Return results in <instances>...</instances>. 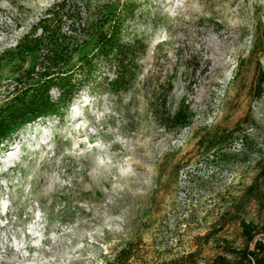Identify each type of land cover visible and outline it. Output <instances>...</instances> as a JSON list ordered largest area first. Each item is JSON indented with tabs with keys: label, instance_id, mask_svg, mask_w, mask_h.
Masks as SVG:
<instances>
[{
	"label": "rangeland",
	"instance_id": "374dc122",
	"mask_svg": "<svg viewBox=\"0 0 264 264\" xmlns=\"http://www.w3.org/2000/svg\"><path fill=\"white\" fill-rule=\"evenodd\" d=\"M56 1L0 0V119L38 94L43 48L30 30ZM66 1L95 24L71 33L63 69L129 4L123 39L142 48L129 70L98 62L70 99L51 84L56 112L0 143V264H210L253 250L264 238V0Z\"/></svg>",
	"mask_w": 264,
	"mask_h": 264
},
{
	"label": "trees",
	"instance_id": "16d2710c",
	"mask_svg": "<svg viewBox=\"0 0 264 264\" xmlns=\"http://www.w3.org/2000/svg\"><path fill=\"white\" fill-rule=\"evenodd\" d=\"M133 7V4H129L126 10H119L110 15L108 19L111 20V23L107 30L98 32L95 50L91 55L82 56L76 66L66 70L63 68L69 58L65 59L63 56L73 39L71 33L80 26L94 25V18L89 16L85 22L80 18H74V16H78V11L75 5L68 4L66 0H58L50 5L30 30V32L39 30L40 33L35 37V42L43 48L41 67L35 73L36 78L40 80L38 94L27 105L24 104L22 108L15 110L6 118L0 119V143L8 139L14 128L33 121L37 117L56 112L58 106L49 94L51 84L58 87L63 98L70 99L96 68L98 62L113 61L117 71L132 68L133 61L142 48L138 41L127 42L123 39L125 23L131 19ZM65 20L70 24L67 28L69 34L61 32V23ZM188 118L187 105L180 107L172 116L177 124L186 123ZM262 230H264V223H262ZM243 231L248 234V239H251L246 223H243ZM126 250V248H122L117 256L122 255ZM232 252H236L238 256L235 262L224 254H217L212 258L210 264H250L249 258H253V264H264V238L256 241L253 250L246 247ZM110 264H115V262Z\"/></svg>",
	"mask_w": 264,
	"mask_h": 264
}]
</instances>
